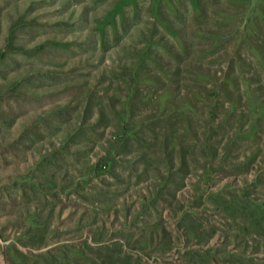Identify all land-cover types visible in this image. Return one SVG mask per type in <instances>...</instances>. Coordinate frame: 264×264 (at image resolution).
Returning <instances> with one entry per match:
<instances>
[{
    "label": "rangeland",
    "instance_id": "1",
    "mask_svg": "<svg viewBox=\"0 0 264 264\" xmlns=\"http://www.w3.org/2000/svg\"><path fill=\"white\" fill-rule=\"evenodd\" d=\"M0 264H264V0H0Z\"/></svg>",
    "mask_w": 264,
    "mask_h": 264
}]
</instances>
